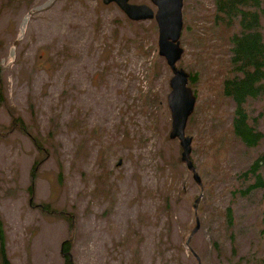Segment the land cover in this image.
<instances>
[{"label":"rangeland","instance_id":"1","mask_svg":"<svg viewBox=\"0 0 264 264\" xmlns=\"http://www.w3.org/2000/svg\"><path fill=\"white\" fill-rule=\"evenodd\" d=\"M213 12V0H183L177 65L196 78L185 135L199 185L168 136L172 73L154 19L131 21L100 0H0V221L10 264H63L65 242L74 264H264V188L238 180L264 155V138L248 148L230 129L234 103L215 75L224 50L202 62ZM249 113L264 133V94Z\"/></svg>","mask_w":264,"mask_h":264},{"label":"trees","instance_id":"2","mask_svg":"<svg viewBox=\"0 0 264 264\" xmlns=\"http://www.w3.org/2000/svg\"><path fill=\"white\" fill-rule=\"evenodd\" d=\"M213 4L210 37L201 42L204 53L202 62L210 60L215 63L218 51L224 50L226 58L222 59V65L225 66L221 73L216 68L215 75L219 77L221 93L234 103L230 129L244 146L255 147L264 138V133L256 126L255 118L250 116L249 101L264 94V37L261 23V18H264V0H213ZM219 32H222L221 37ZM195 80L194 75L189 77L190 82L194 83ZM12 124L30 136L20 116H13ZM31 139L37 151L40 150L43 155L45 150L40 140L37 137ZM262 165L264 155L241 171L238 177L240 183L251 181L246 191L264 188ZM231 215L232 207L229 206L226 208L228 224ZM69 250L68 242H65L61 249L63 264H74ZM5 251V234L0 221L1 264H10Z\"/></svg>","mask_w":264,"mask_h":264},{"label":"water","instance_id":"3","mask_svg":"<svg viewBox=\"0 0 264 264\" xmlns=\"http://www.w3.org/2000/svg\"><path fill=\"white\" fill-rule=\"evenodd\" d=\"M156 8L147 4L131 3L130 0H102L104 4L115 2L116 5L133 21L154 19L158 28V54L164 57L172 76L169 80L170 92L167 95V105L171 116L170 139H178L181 147V161L192 172L193 179L200 185L201 180L196 173L190 158L192 138L185 135L188 117L194 110L196 96L188 86L189 74L176 63L180 59L183 49L180 46V36L183 28L182 6L183 0H149ZM120 164V161L119 163ZM196 207V201L194 203ZM199 227L196 219L192 235ZM189 239L187 240V243Z\"/></svg>","mask_w":264,"mask_h":264},{"label":"flooded vegetation","instance_id":"4","mask_svg":"<svg viewBox=\"0 0 264 264\" xmlns=\"http://www.w3.org/2000/svg\"><path fill=\"white\" fill-rule=\"evenodd\" d=\"M112 4H115V3H112ZM116 5V4H115Z\"/></svg>","mask_w":264,"mask_h":264}]
</instances>
